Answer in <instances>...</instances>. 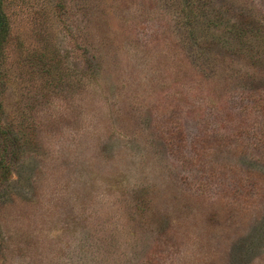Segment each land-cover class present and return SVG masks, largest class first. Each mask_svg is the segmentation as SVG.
Here are the masks:
<instances>
[{
	"label": "rangeland",
	"instance_id": "1",
	"mask_svg": "<svg viewBox=\"0 0 264 264\" xmlns=\"http://www.w3.org/2000/svg\"><path fill=\"white\" fill-rule=\"evenodd\" d=\"M4 11L0 264H264V0Z\"/></svg>",
	"mask_w": 264,
	"mask_h": 264
},
{
	"label": "trees",
	"instance_id": "2",
	"mask_svg": "<svg viewBox=\"0 0 264 264\" xmlns=\"http://www.w3.org/2000/svg\"><path fill=\"white\" fill-rule=\"evenodd\" d=\"M10 36V24L8 21V17L4 11V0H0V93L3 87V72H2V62L4 59L5 48L7 46L8 40ZM3 104L0 98V183L5 182L12 168L9 163L8 157V142L6 141V131L2 126V118H3ZM4 143V144H3Z\"/></svg>",
	"mask_w": 264,
	"mask_h": 264
}]
</instances>
